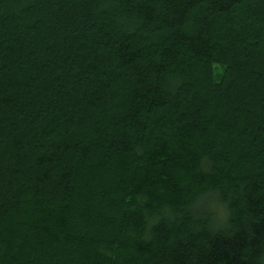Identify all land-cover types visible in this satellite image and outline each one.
<instances>
[{"label": "trees", "instance_id": "16d2710c", "mask_svg": "<svg viewBox=\"0 0 264 264\" xmlns=\"http://www.w3.org/2000/svg\"><path fill=\"white\" fill-rule=\"evenodd\" d=\"M0 264H264V0H0Z\"/></svg>", "mask_w": 264, "mask_h": 264}]
</instances>
